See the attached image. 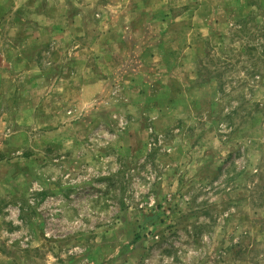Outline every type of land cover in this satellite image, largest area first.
<instances>
[{"label":"rangeland","instance_id":"374dc122","mask_svg":"<svg viewBox=\"0 0 264 264\" xmlns=\"http://www.w3.org/2000/svg\"><path fill=\"white\" fill-rule=\"evenodd\" d=\"M0 264H264V0H0Z\"/></svg>","mask_w":264,"mask_h":264}]
</instances>
